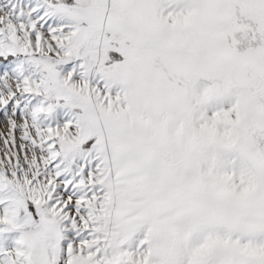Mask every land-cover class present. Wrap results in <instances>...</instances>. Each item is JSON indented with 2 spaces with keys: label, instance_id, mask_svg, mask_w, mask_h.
<instances>
[{
  "label": "rangeland",
  "instance_id": "1",
  "mask_svg": "<svg viewBox=\"0 0 264 264\" xmlns=\"http://www.w3.org/2000/svg\"><path fill=\"white\" fill-rule=\"evenodd\" d=\"M0 264H264V0H0Z\"/></svg>",
  "mask_w": 264,
  "mask_h": 264
}]
</instances>
